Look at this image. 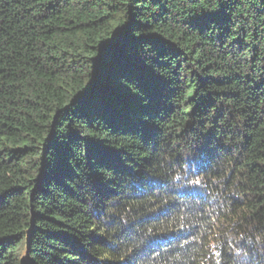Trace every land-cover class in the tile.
<instances>
[{
	"label": "trees",
	"instance_id": "16d2710c",
	"mask_svg": "<svg viewBox=\"0 0 264 264\" xmlns=\"http://www.w3.org/2000/svg\"><path fill=\"white\" fill-rule=\"evenodd\" d=\"M0 264H264V0H0Z\"/></svg>",
	"mask_w": 264,
	"mask_h": 264
},
{
	"label": "rangeland",
	"instance_id": "374dc122",
	"mask_svg": "<svg viewBox=\"0 0 264 264\" xmlns=\"http://www.w3.org/2000/svg\"><path fill=\"white\" fill-rule=\"evenodd\" d=\"M213 151L215 152V154L216 155H219V157H221V158H224V156L223 155H226L227 153L225 152V151H223V152H221V151H219L218 150V148H213ZM197 153H198V155H196L195 157H190V158H188V157H186L188 160H190V159H198V158H201L202 159V155L203 154H205L206 155V152H204V150H202V148L201 149H199L198 151H197ZM223 154V155H222ZM207 160V159H206ZM191 164H195L194 162H190ZM208 167H211V163H208ZM191 169V171H192V173H194V175H196V171H195V169L196 168H190ZM205 170H208V169H205ZM201 174V173H200ZM200 174H198V176L200 177ZM197 186H199V187H201L202 186V184L201 183H197L196 184ZM201 193H202V191L200 192V191H198L197 193H196V196L198 195H201ZM24 253L25 252H23V255H24Z\"/></svg>",
	"mask_w": 264,
	"mask_h": 264
},
{
	"label": "water",
	"instance_id": "95a60500",
	"mask_svg": "<svg viewBox=\"0 0 264 264\" xmlns=\"http://www.w3.org/2000/svg\"><path fill=\"white\" fill-rule=\"evenodd\" d=\"M97 82V81H96ZM97 83L94 82V84L92 85V89L90 91H93V88L96 86Z\"/></svg>",
	"mask_w": 264,
	"mask_h": 264
}]
</instances>
